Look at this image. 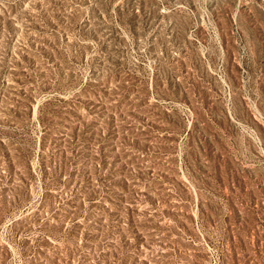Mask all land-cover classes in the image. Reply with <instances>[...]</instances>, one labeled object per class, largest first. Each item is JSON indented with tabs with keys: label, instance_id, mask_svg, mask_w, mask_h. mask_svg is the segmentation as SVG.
I'll use <instances>...</instances> for the list:
<instances>
[{
	"label": "rangeland",
	"instance_id": "1",
	"mask_svg": "<svg viewBox=\"0 0 264 264\" xmlns=\"http://www.w3.org/2000/svg\"><path fill=\"white\" fill-rule=\"evenodd\" d=\"M0 264H264V0H0Z\"/></svg>",
	"mask_w": 264,
	"mask_h": 264
}]
</instances>
